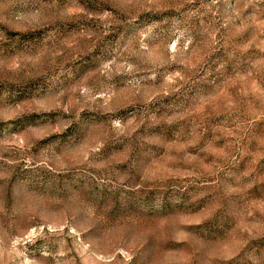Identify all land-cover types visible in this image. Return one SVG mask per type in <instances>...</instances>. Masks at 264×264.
<instances>
[{
	"label": "rangeland",
	"instance_id": "1",
	"mask_svg": "<svg viewBox=\"0 0 264 264\" xmlns=\"http://www.w3.org/2000/svg\"><path fill=\"white\" fill-rule=\"evenodd\" d=\"M0 264H264V0H0Z\"/></svg>",
	"mask_w": 264,
	"mask_h": 264
}]
</instances>
